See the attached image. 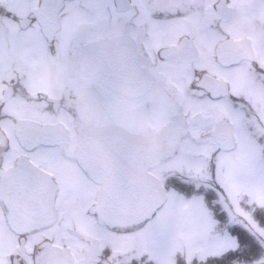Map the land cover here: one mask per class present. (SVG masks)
Segmentation results:
<instances>
[{
    "label": "flooded vegetation",
    "instance_id": "af4514ba",
    "mask_svg": "<svg viewBox=\"0 0 264 264\" xmlns=\"http://www.w3.org/2000/svg\"><path fill=\"white\" fill-rule=\"evenodd\" d=\"M260 2L0 0V264H159L161 256L154 253L159 246L138 250L127 235L130 228L109 227L91 214L100 186L74 157L79 133L88 126L117 125L149 137L176 123L178 140L165 142L161 163L180 144L211 141L221 151L212 134L217 125L241 119L243 109L244 119L255 116L254 105L231 79L242 64L262 78L257 67V50L264 47ZM117 39L129 46L125 52L138 65L137 81L128 82V90L134 94L143 88L140 99L122 110L111 106L84 66L90 58L86 48ZM229 41L247 42L255 61L222 64L221 45ZM201 82L216 85L206 88ZM55 126L69 131L68 144L34 145L37 134ZM22 163L50 177L56 210L53 223L28 232L12 227L2 197L3 183ZM161 163L151 173L164 187L170 177H185L168 170L155 174ZM71 214L87 228L65 225ZM156 230L155 224L151 232Z\"/></svg>",
    "mask_w": 264,
    "mask_h": 264
},
{
    "label": "water",
    "instance_id": "95a60500",
    "mask_svg": "<svg viewBox=\"0 0 264 264\" xmlns=\"http://www.w3.org/2000/svg\"><path fill=\"white\" fill-rule=\"evenodd\" d=\"M246 44L245 41L223 43L221 63L229 65L244 59L255 61L253 49ZM127 48L129 46H124L122 39L98 42L86 48L90 58H86L89 62L84 66L116 110L133 105L143 91L141 87L134 94L128 90V82L137 81L138 65L132 61L134 57L131 54H126ZM199 85L207 88L216 83L201 82ZM221 89L227 90L223 82ZM176 125L169 124L159 134L149 137L130 134L117 125L83 128L74 157L86 175L100 186L95 204L90 209L91 214H98L105 225L113 228H129L152 219L166 203L168 193L161 179L154 176L151 170L164 157L165 142L176 143L178 140L180 132L175 134ZM234 129L232 123L221 121L212 133L224 152L233 151L237 146ZM59 130L57 126L45 127L42 133L36 135L34 145L68 144L69 131L63 126ZM20 136L22 138L24 134L20 133ZM6 179L2 197L10 209L9 218L14 229L28 232L53 223L56 210L54 188L49 176L22 163L16 175ZM67 264H73V261Z\"/></svg>",
    "mask_w": 264,
    "mask_h": 264
},
{
    "label": "rangeland",
    "instance_id": "374dc122",
    "mask_svg": "<svg viewBox=\"0 0 264 264\" xmlns=\"http://www.w3.org/2000/svg\"><path fill=\"white\" fill-rule=\"evenodd\" d=\"M259 5L261 13L257 16L263 19L264 2ZM230 26L237 29L233 22ZM257 51V67L263 71L262 78L259 79L249 64H242L234 70L237 77L231 79L234 88L256 110L255 116L249 114L246 119L231 118L236 149L218 151L211 141L180 144L175 153L168 152L167 161H162L155 172L157 175L167 170L177 172L186 177V182L215 190L227 226L220 225L203 196H186L171 190L167 202L151 220L127 232L137 242L138 250L153 251L152 245L159 246V251H154L156 256H161L157 260L159 264H176L178 257L190 264L194 259L204 261L237 249V239L228 232V226L235 225L250 232L263 248V255L249 264H264V227L254 217L257 208L264 210V47ZM224 75L229 76L231 72ZM64 221L65 225H75L81 230L87 228L75 214ZM155 224L157 230L153 234L151 228Z\"/></svg>",
    "mask_w": 264,
    "mask_h": 264
},
{
    "label": "trees",
    "instance_id": "16d2710c",
    "mask_svg": "<svg viewBox=\"0 0 264 264\" xmlns=\"http://www.w3.org/2000/svg\"><path fill=\"white\" fill-rule=\"evenodd\" d=\"M242 115L245 116L246 113L242 112ZM166 188L169 191L174 189L186 196H203L209 208L213 211L216 220L222 227L227 226L225 225V215L221 213V207L217 201L219 197L215 190L203 186L197 187L196 184L186 182L182 180L181 177L179 178L176 176L168 179ZM254 217L256 221L264 227V210L257 208ZM224 229H226V227ZM228 232L237 239V249L231 250L220 256L210 257L204 261L194 259L190 264H249V262L254 261L258 256L263 255L262 246L250 232L245 230V228L237 225L228 226ZM176 264H186L185 259L178 257L176 259Z\"/></svg>",
    "mask_w": 264,
    "mask_h": 264
}]
</instances>
